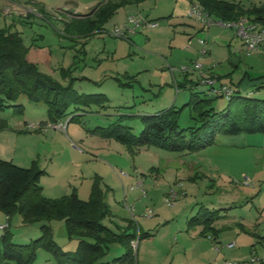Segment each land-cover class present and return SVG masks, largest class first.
<instances>
[{
	"label": "rangeland",
	"instance_id": "374dc122",
	"mask_svg": "<svg viewBox=\"0 0 264 264\" xmlns=\"http://www.w3.org/2000/svg\"><path fill=\"white\" fill-rule=\"evenodd\" d=\"M80 6L78 12L88 10ZM174 8L175 0H147L140 9L119 10L104 25V31L77 38H71L67 31L68 11L58 13L59 16L49 11L48 18L37 15L30 23L13 25L25 43L33 45L29 59L41 73L64 85L72 83L79 93H105L107 99L104 106L93 103L80 109L71 107L58 122L63 126L54 127L43 123L48 120L43 102H31L25 94L20 95L18 102L24 104L23 113L13 108L0 109V121L4 122L0 127V158L24 167L35 161L46 171L40 183L49 198L75 191L80 198L88 199L97 180L110 209L103 219L105 225L116 232H137L138 228L158 232L154 243L165 247L172 243L175 231L187 227L188 217L202 205L210 210L233 206L227 211L220 209L228 215L216 221V227L227 237L232 231H241L237 224L244 223L255 234H242V241L245 237L254 238L255 248L251 252L249 246L245 254L249 253L250 259L243 261L245 254L236 256L237 247H233L221 264H264L260 260L251 262L254 256H264V133L248 134L244 147L234 145L228 138L230 134L217 132L213 144L197 150L173 151L145 145L132 153L116 138L90 131L119 121L138 134L144 126L140 115L171 105L181 108L194 93L199 98L209 94L216 110L225 108L229 99L210 95L205 84L193 82V87L178 88L174 83V77L179 80L182 75V66L191 65L201 56L200 39H207L206 49L211 50L202 59L205 68L214 64L215 74L224 82H235L245 71L253 75L264 71V55H249L241 50V40L234 30L218 25L201 30L183 13V6H178L171 17L158 19L156 29L136 34L133 43L126 37L112 35L129 15L141 11L158 18L169 16ZM10 22L0 18L1 27ZM231 60L239 63L237 69ZM243 93L264 99V87L249 88ZM73 115L76 118L71 120ZM31 123L39 127L30 129ZM178 124L180 128L199 125V110L186 105ZM177 179L184 182L183 187H176ZM7 218L0 210V224L1 220L6 223ZM9 221L15 243H28L41 234L39 223L25 225L19 213ZM51 227L54 240L62 248L72 247L64 220L53 219ZM227 241L218 247L223 250ZM124 251L121 242H111L104 261L117 264L114 259ZM214 254L217 257L221 253ZM2 264L17 263L5 260ZM34 264L58 263L51 251L40 247Z\"/></svg>",
	"mask_w": 264,
	"mask_h": 264
},
{
	"label": "trees",
	"instance_id": "16d2710c",
	"mask_svg": "<svg viewBox=\"0 0 264 264\" xmlns=\"http://www.w3.org/2000/svg\"><path fill=\"white\" fill-rule=\"evenodd\" d=\"M132 1L134 0H107L86 14L69 16L66 23L70 37L92 36L103 30L104 24L118 8ZM190 1L199 2L211 15L222 20L247 16L264 23V4L246 7L241 2L230 0ZM39 10L44 18H48L44 9ZM32 47L33 45L25 43L19 31L0 26V109L13 108L15 112L23 113L24 104L18 102V99L25 94L31 102H43L46 105L48 121L45 124H57L67 116L71 107L80 109L93 103L104 106L107 99L105 93H79L72 83L64 85L41 73L38 65L29 59ZM247 76L249 77L246 72L237 82L231 80L228 83L234 93L228 105L221 110L212 106L213 99L208 94L199 98L194 93L181 108L171 105L155 113L140 115L144 126L138 134L119 121L107 126H96L90 131L103 137L116 138L132 153H135V148L145 145L173 151L197 150L213 144L217 132L230 135L264 133V99L244 94L241 90V83ZM249 78L253 80L261 77ZM194 84L198 85V82ZM263 87L264 85L252 88ZM186 105L199 110V125L180 128L179 116ZM75 118L73 115L71 120ZM2 126L4 122L0 121V127ZM45 173L35 161L31 166L24 167L0 158V210L8 217V227L0 235V264L5 260L15 261L17 264H34L40 247L51 251L58 264H110L109 261H104V257L108 252V244L114 241L121 242L125 248L124 253L114 261L117 264H136L135 249L131 242L136 238L137 232L128 229L116 232L103 223L110 209L98 181L92 184L88 199L80 198L75 191L58 198H49L43 194L40 183ZM218 212L201 207L189 219V224H203L207 229L214 228L212 224L217 219ZM15 213L21 215L25 225L39 223L41 234L25 244L13 242L9 220ZM53 219L64 220L69 238L78 239L75 250H65L54 240L51 227ZM152 234L146 231L139 235L142 237Z\"/></svg>",
	"mask_w": 264,
	"mask_h": 264
},
{
	"label": "crops",
	"instance_id": "0c3cea01",
	"mask_svg": "<svg viewBox=\"0 0 264 264\" xmlns=\"http://www.w3.org/2000/svg\"><path fill=\"white\" fill-rule=\"evenodd\" d=\"M106 1L107 0H0V18L2 17L5 21H7L9 19V21H11V22L6 27H10L12 29V26L15 25L16 23H30V22H32L37 15L38 16L40 15L42 18H44L42 16V12L39 10V8L44 9L48 13H49V11H52L55 13V15H58V13H62L65 11V10H63L64 7H69L70 10L68 11V14L70 16V15L77 14V13L86 14V13L90 12L99 3L106 2ZM230 1L241 2L246 7L252 6V5L264 4V0H230ZM146 2H147V0H134L132 2H129V3L121 6L120 8H118L116 13L105 24H107L119 12V10H123L125 8L132 9L135 7L136 8L138 7V9H140V7H143ZM190 4H191L190 0H175L174 11L169 16L153 18L154 16L152 17L149 14H144L141 11H139L136 14H143L144 16L148 17L150 20L157 21L160 18H168V17H171L172 15H174L173 13H176L175 11H176V8L178 6L179 7L183 6V8H184L183 13H186V15H187ZM63 5H65V6H63ZM80 5H84L85 9L86 10L88 9V10L86 12H78L77 9H78V7H81ZM27 6L28 7L30 6V8L33 7L34 11L33 12L29 11ZM187 17H188V15H187ZM214 17H216V16H214ZM216 18H219V17H216ZM189 19H191V18H189ZM125 20H126V18L124 19L123 23H125ZM191 20H193V19H191ZM193 21H195V20H193ZM195 22L198 23L197 21H195ZM198 24L200 25L201 30H208L209 28H211L213 26L212 25V26L206 28L203 25H201L200 23H198ZM158 26H159V23L156 27H154L152 29H141L131 36H126V38L130 42L133 43L134 42L133 37L136 34H138L139 32H142V31L147 32V31L154 30ZM104 29L105 28L103 26V30H101L99 32L104 31ZM13 31H18V30H13ZM99 32H97V33H99ZM205 40H206V44H207L208 41H207V39H205ZM240 47H241V50L245 51V49L242 45V41H240ZM207 50H208V54H209L211 50H209V49H207ZM30 51H31V49H30ZM199 53H201V52H199ZM29 54H30V52H29ZM252 54L264 55V53H252ZM231 63L233 64L235 69H237L239 67V63H234V61H232V60H231ZM210 66L211 67L207 68V70H209V73L215 74L214 64H212ZM246 72L247 71H245L244 73H246ZM243 74H240L239 78ZM247 74L251 78H258V77L264 76V71L262 70V71L255 72L254 75L249 73V72H247ZM215 75L218 77L220 82L228 84V82L223 81L221 76H219L217 74H215ZM194 76L198 77V74L194 71H191L190 73L182 72V75H180L179 80L176 77H174V83L178 88H186L187 86L191 87V85H193V82H197V80H193ZM239 78H237V80L235 82H237L239 80ZM157 111H159V110H157ZM157 111H155V112H157ZM155 112H153V113H155ZM59 123H61V122H59ZM59 123L52 124V123L48 122V124H49L48 126H51V125L54 126L55 125L54 127H59L62 125ZM68 128H69V124L67 126V129ZM248 134H251V133H239L237 135H229L230 137L228 136V138L231 139V142H234V145L238 144L237 146L244 147L248 143V138L250 136ZM177 181H181V179H177L175 181V183ZM202 207H206V206L202 205ZM232 207L233 206L214 209V210L219 211L217 217L215 216L217 219L212 224V226L214 228L207 229L206 227H204L203 224L190 225L189 219L192 216H189L187 227L185 229H179L178 231L174 232L175 235L172 238V243L168 247L160 245L159 243H157V244L154 243L155 240H157V238H158L157 237L158 232L148 231V232H151L153 234L151 236H142L141 237L139 234L142 233L143 231H141V229L138 228L137 229V236L131 242L133 248L135 249L136 264H221V259L226 255V253L230 254L232 252L231 250L233 247L234 248L237 247V249L235 250L236 256L245 254L247 252V250L249 249L250 245H251L250 251L253 252V250L255 248L254 238L245 237L242 241V234H247V235L249 233L255 234V232L251 231L250 228H248L246 225H244V223L237 224L241 231H236L234 234L232 231L231 235L227 236V237H225L223 235L224 232H222V230L219 229V227H216V225H215L216 221L224 220V218H226L228 215V212H221L220 209H224V211L225 210L227 211V209L232 208ZM193 215H195V214H193ZM257 221H259V220H257ZM6 222H8V218H7ZM1 223H3L2 220H1ZM194 226H199V227H194ZM72 240H73L72 241L73 243L71 242L72 247H70L71 246L70 245V246H68V248H65V250L73 251L77 248L78 240H76V239H72ZM224 241H227V243H229V244L226 247L224 245H222L223 250H221L219 247H218L219 250H217L215 248V246L216 245L218 246L219 243H223ZM174 244H175V248H174ZM215 252H218L221 254L216 257L214 254ZM248 254H245V256H243V259H242L243 261H245L246 259L247 260L250 259V256ZM251 262H255V261H251ZM225 264H227V262ZM232 264H240V263H239V261L238 262L235 261ZM245 264H249V263H245ZM251 264H254V263H251ZM261 264H263V263H261Z\"/></svg>",
	"mask_w": 264,
	"mask_h": 264
},
{
	"label": "built area",
	"instance_id": "2783aa9c",
	"mask_svg": "<svg viewBox=\"0 0 264 264\" xmlns=\"http://www.w3.org/2000/svg\"><path fill=\"white\" fill-rule=\"evenodd\" d=\"M29 11L33 12L34 10ZM187 15L189 18L197 21L206 28L212 25H219L233 29L236 35L241 39L242 45L248 54L264 53V23L261 20L252 19L247 16H242L235 20H222L211 15L203 5L197 1L191 2ZM157 25V21L150 20L143 14H132L127 17L123 25L112 32V35L118 37L131 36L141 29H152ZM200 44L202 45L201 56L192 62L191 65L182 66L180 70L184 73H190L191 71L196 72L198 74V84H205L209 88L210 95L214 94L216 96H223L230 99L234 93L233 88L227 83L220 82L215 74L209 73V70L205 69L202 59L208 54L206 40L200 39ZM28 126L30 129H37L39 124L31 123ZM62 126L63 125L59 127ZM175 184L176 187L184 186V182L182 181H177ZM171 192L174 197L177 195L174 188ZM7 227L8 222L0 224V235ZM215 248L219 250L217 245ZM258 260L264 262V256L262 258L256 256L253 257V261ZM227 264H232V262H227Z\"/></svg>",
	"mask_w": 264,
	"mask_h": 264
},
{
	"label": "water",
	"instance_id": "95a60500",
	"mask_svg": "<svg viewBox=\"0 0 264 264\" xmlns=\"http://www.w3.org/2000/svg\"><path fill=\"white\" fill-rule=\"evenodd\" d=\"M63 10L69 11L70 9L69 7H64ZM261 85H264V77L252 80L247 76L241 83V90L246 91L249 88L259 87Z\"/></svg>",
	"mask_w": 264,
	"mask_h": 264
}]
</instances>
